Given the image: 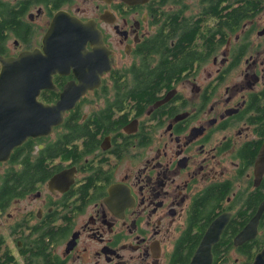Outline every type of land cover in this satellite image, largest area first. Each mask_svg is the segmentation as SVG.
<instances>
[{
	"label": "flooded vegetation",
	"instance_id": "flooded-vegetation-1",
	"mask_svg": "<svg viewBox=\"0 0 264 264\" xmlns=\"http://www.w3.org/2000/svg\"><path fill=\"white\" fill-rule=\"evenodd\" d=\"M63 36L83 67L36 101L101 81L0 160V264H250L264 246V0H0V73Z\"/></svg>",
	"mask_w": 264,
	"mask_h": 264
},
{
	"label": "water",
	"instance_id": "water-1",
	"mask_svg": "<svg viewBox=\"0 0 264 264\" xmlns=\"http://www.w3.org/2000/svg\"><path fill=\"white\" fill-rule=\"evenodd\" d=\"M71 28L62 25L59 28L54 27L49 38L57 30L66 32ZM84 28H89V25H84ZM63 37L66 40L59 43L61 46L58 48L49 49L47 44L45 54L24 53L19 59L4 61L0 73V160L7 159L12 149L27 137L51 132L54 126L63 122L67 110L72 108L88 89L100 84L101 80L97 78L93 82L82 81L78 85L68 86L61 94V99L52 106L42 105L36 101L40 88L52 86L54 74L58 72L63 74L72 66L78 76L83 67L79 60L81 47L78 49L76 43L67 41L70 36ZM86 39L88 38L83 36V45ZM63 46L66 49H63ZM85 76L88 77L87 74ZM212 241L215 240L202 241L195 256L196 262L201 261V249L209 250ZM250 264H264V246Z\"/></svg>",
	"mask_w": 264,
	"mask_h": 264
},
{
	"label": "trees",
	"instance_id": "trees-1",
	"mask_svg": "<svg viewBox=\"0 0 264 264\" xmlns=\"http://www.w3.org/2000/svg\"><path fill=\"white\" fill-rule=\"evenodd\" d=\"M180 52H183V51L181 50ZM177 53H178V52H177ZM176 55H177V54H176ZM185 59H188L187 57H185V54H184V55L182 54V56L179 54V58H177L176 61H175V57H174V60H173V58H172V59L170 60V62H171V64H173V63H177V61H179V63L181 64V63L183 62V60L185 61ZM179 63H177V64H179ZM177 64H176V66H177ZM168 66H169V65H168ZM150 83H151V85L149 86L148 90H149V91L151 90V95H153V93L155 92V90L158 89V87H159V86H158L159 83H156V82L153 81V80H150ZM38 170L44 172V170L41 169V168H39V166L37 167V170H36V171H38ZM36 175H39V173H36ZM262 244H263V242H262Z\"/></svg>",
	"mask_w": 264,
	"mask_h": 264
}]
</instances>
